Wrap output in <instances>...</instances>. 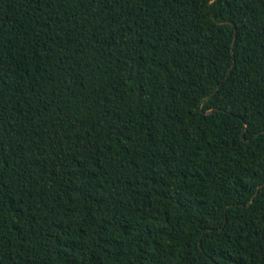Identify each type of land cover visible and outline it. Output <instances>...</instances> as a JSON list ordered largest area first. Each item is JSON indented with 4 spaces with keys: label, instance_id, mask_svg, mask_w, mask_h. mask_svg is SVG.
I'll return each mask as SVG.
<instances>
[{
    "label": "trees",
    "instance_id": "1",
    "mask_svg": "<svg viewBox=\"0 0 264 264\" xmlns=\"http://www.w3.org/2000/svg\"><path fill=\"white\" fill-rule=\"evenodd\" d=\"M0 264H264V0H0Z\"/></svg>",
    "mask_w": 264,
    "mask_h": 264
},
{
    "label": "water",
    "instance_id": "2",
    "mask_svg": "<svg viewBox=\"0 0 264 264\" xmlns=\"http://www.w3.org/2000/svg\"><path fill=\"white\" fill-rule=\"evenodd\" d=\"M227 22L231 23L230 21H227Z\"/></svg>",
    "mask_w": 264,
    "mask_h": 264
}]
</instances>
